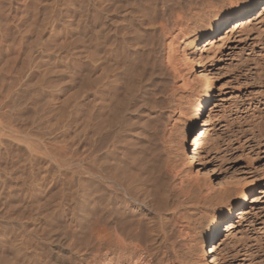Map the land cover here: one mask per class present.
Instances as JSON below:
<instances>
[{
	"label": "bare ground",
	"instance_id": "6f19581e",
	"mask_svg": "<svg viewBox=\"0 0 264 264\" xmlns=\"http://www.w3.org/2000/svg\"><path fill=\"white\" fill-rule=\"evenodd\" d=\"M108 1L98 0L95 47L83 48L78 177H65V189L57 193L50 191L57 180L41 181L30 196V212L20 207L22 200L3 211L0 264H148L157 257L150 240L172 264H182L178 248L191 251L189 264H221L220 239L243 214L248 186H234L203 225L199 247L191 246L183 228L168 232L151 217L165 208L172 178H189L193 167L207 169L199 133L213 81L198 43L209 50L221 35L228 40L246 31L264 16V0ZM194 62L201 73L189 98L177 93L176 80L188 85ZM177 130L182 139L172 156Z\"/></svg>",
	"mask_w": 264,
	"mask_h": 264
},
{
	"label": "rangeland",
	"instance_id": "374dc122",
	"mask_svg": "<svg viewBox=\"0 0 264 264\" xmlns=\"http://www.w3.org/2000/svg\"><path fill=\"white\" fill-rule=\"evenodd\" d=\"M97 18L98 0H0V221L3 211L20 205L30 212V196L40 183L57 180L50 187L57 193L65 189V181L78 177L80 69L83 48L95 47ZM222 36L209 50L204 41L198 43L213 81V101L199 133L207 169L193 167L186 179L171 177L174 186L165 208L151 220L168 232L183 228L195 245L203 225L222 209L226 197L248 186L243 214L236 215L233 228L220 239V262L264 264V16L228 40ZM194 63L193 82L185 85L178 74L176 80L177 93L189 98L199 87L201 69ZM177 132L168 149L172 156L182 139ZM190 150L189 145L188 156ZM150 242L147 246L157 257L148 258V264H172L161 256L158 244ZM178 249L182 264L194 259L191 251Z\"/></svg>",
	"mask_w": 264,
	"mask_h": 264
}]
</instances>
